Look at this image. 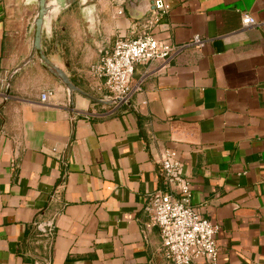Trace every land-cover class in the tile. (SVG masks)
Returning a JSON list of instances; mask_svg holds the SVG:
<instances>
[{
    "label": "crops",
    "instance_id": "1",
    "mask_svg": "<svg viewBox=\"0 0 264 264\" xmlns=\"http://www.w3.org/2000/svg\"><path fill=\"white\" fill-rule=\"evenodd\" d=\"M165 1L154 34L177 49L135 65L132 108L78 93L69 107L36 58L6 93L30 51L36 5L0 1V264H172L145 210L168 189L158 170L167 148L181 158L191 205L220 226L217 264H264V0ZM89 4L90 20L77 4L62 11L44 44L102 97L88 67L117 38L139 35L150 0ZM241 12L257 24L242 25ZM195 34L203 46L190 44Z\"/></svg>",
    "mask_w": 264,
    "mask_h": 264
},
{
    "label": "built area",
    "instance_id": "2",
    "mask_svg": "<svg viewBox=\"0 0 264 264\" xmlns=\"http://www.w3.org/2000/svg\"><path fill=\"white\" fill-rule=\"evenodd\" d=\"M154 7L143 18L139 35L120 37L114 41L110 53L91 63L88 72L95 89L113 97L129 99L138 85H131V76L137 63H150L168 57L176 46L166 43L154 34L155 26L168 13L170 5L165 0H154ZM242 25H256L250 14L241 12ZM206 39L195 34L191 45L201 47ZM51 92H42L41 100H47ZM158 170L168 187L152 193L145 206L150 224L161 237L164 257L172 264H217V223L202 216L191 205V183L183 173V164L175 149L167 148L158 160ZM52 224L44 226L50 231Z\"/></svg>",
    "mask_w": 264,
    "mask_h": 264
},
{
    "label": "water",
    "instance_id": "3",
    "mask_svg": "<svg viewBox=\"0 0 264 264\" xmlns=\"http://www.w3.org/2000/svg\"><path fill=\"white\" fill-rule=\"evenodd\" d=\"M1 1V0H0ZM26 4L34 3L36 5L35 12L31 18L29 24V32H31V47L27 56L21 60L8 74L5 84L6 93L9 92L11 80L13 76L19 72L23 67L32 63L36 58L41 67L49 73L53 78H55L59 83H61L68 96V105L72 108L73 106V95L74 93L81 94L88 99L101 104H125L132 108L129 99H123L122 97H113L107 94L102 97L93 95L81 88H79L74 82V76H70L66 71L55 61L50 59L46 55V47L44 40H50L54 37L53 32V22L56 21L58 15L70 7L73 4L79 5L81 10H85L91 19V9L92 5L89 4L91 0H25ZM124 1V0H123ZM127 3L131 0H125ZM154 0H150V8L147 15L154 7ZM56 43V41H55ZM56 45V44H55ZM56 50V48L54 49ZM68 64L66 63V66Z\"/></svg>",
    "mask_w": 264,
    "mask_h": 264
}]
</instances>
